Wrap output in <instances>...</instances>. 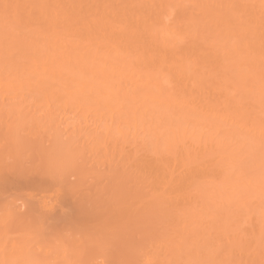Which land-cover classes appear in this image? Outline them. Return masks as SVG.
I'll use <instances>...</instances> for the list:
<instances>
[{
  "label": "bare ground",
  "instance_id": "1",
  "mask_svg": "<svg viewBox=\"0 0 264 264\" xmlns=\"http://www.w3.org/2000/svg\"><path fill=\"white\" fill-rule=\"evenodd\" d=\"M132 5L128 0H0V101L12 102L18 115L26 108L43 109L62 114L65 126L94 125L84 132L92 137L112 139L118 133L111 143L115 150H122L117 139L120 146L136 140L134 152L144 149L148 159L137 161L133 153L132 161L144 167L134 174L147 180L153 172L152 180L163 189L151 192L155 202L164 201L160 192L164 199L185 202V196L216 222L255 216L264 224V0H136ZM45 116L57 127L56 116ZM173 203L154 207L166 211L176 208ZM231 236L232 245L241 243L239 235ZM2 247L0 264H41ZM159 248L150 263L155 264L152 258L159 263ZM168 251L161 257L173 249Z\"/></svg>",
  "mask_w": 264,
  "mask_h": 264
},
{
  "label": "rangeland",
  "instance_id": "2",
  "mask_svg": "<svg viewBox=\"0 0 264 264\" xmlns=\"http://www.w3.org/2000/svg\"><path fill=\"white\" fill-rule=\"evenodd\" d=\"M130 1L131 6H134L132 4L136 0L135 2L128 0L129 3ZM11 103L0 101V248L7 245L6 247H9L7 251H11L14 255L22 254L23 256L27 253L31 260L40 261L41 264H144L145 256H147L146 264L152 256L155 258V255H150L160 246L161 249L159 248L156 252L158 253L156 256L160 257V260L158 259L160 264H167L168 260H170L168 264H173L175 261H177L176 264L178 262L181 264L180 261L187 259L185 262L192 259L191 264H195L192 262H197L196 264H203L202 262L204 264H264V224L259 225L255 216L250 221L244 217L236 219L235 223L219 219L221 224L219 220L216 222L204 215L199 203H194L197 206L191 205L192 202L190 200L191 203L188 202L189 198L185 196L182 197V199L185 198V202L178 197H175L176 199L172 197L173 201L169 197L164 199L166 196L162 197L160 192L159 199L164 201L152 200L151 192L160 191L161 186L158 181L156 183V180H152L155 176L151 170V177L147 180L137 177L139 175L137 170H142L144 167L138 166L135 160L132 161L134 149L137 147L136 140L135 143L133 142L134 145L132 140H128V144L122 143L120 146L121 141L117 139L116 143L122 150L118 148L115 150L111 143L114 146L113 138H119L118 133L113 132L112 139L102 136L101 139L96 136L94 138L89 136L88 132L84 133L85 129L87 131L94 129V125L86 127L78 121L77 124H81L80 128L77 125L76 127L65 126L67 123L62 114H51L43 109L33 113L26 108L21 115H18L12 111L14 108ZM45 114L56 116V121L53 122L58 123L57 127L47 124L49 121H46ZM120 152L125 153L124 159ZM138 153H135L134 158L137 161H144L142 160L144 155L148 159V153L144 154V149ZM125 156L126 161H124ZM137 172L138 175L134 174ZM149 194L152 196L150 197ZM41 196H46L43 201L47 204L42 201ZM152 201L155 204H152L154 203ZM157 202L159 206L161 205L160 207L164 205L171 207L172 202H174L173 206L175 202H179L175 204L179 213L189 214V216L192 213V217L184 218L185 215L177 213V210L174 212L175 207L170 210H168L169 207H165L166 211L162 210L163 207L160 211L156 208L157 206L154 207ZM183 205L185 208L182 207ZM189 205L191 208L188 207ZM152 208H156L154 209L156 211ZM185 209L191 212H184ZM197 209L200 213L195 212L198 211ZM161 212H164V215H161ZM150 214L154 215L150 216ZM149 216L153 219L158 218L154 219L158 224ZM180 217L188 222L181 219L178 224L177 222L175 224L174 221L177 218L180 220ZM159 218L166 221L162 220L165 225L170 223L169 221L171 225L174 223L173 229L170 225H166L163 231L161 226L163 223L159 224L161 221ZM191 218H196V222L191 221ZM199 223L203 225L199 226ZM156 225L160 227H154ZM167 228L170 229L169 232ZM178 228L181 231L187 228L188 231L190 230V232L186 230L187 234H192H185L187 235L185 238V230L181 232L177 230ZM192 228L196 232H193ZM171 230H175L176 233L179 231L183 235L174 234ZM165 231L168 234H164L165 238L163 234H158ZM234 234L239 235L237 236L241 242L239 245L230 243L233 239L231 235ZM175 235H181L178 236L181 240ZM173 239L174 242H172ZM156 240H160L162 244L160 242V245H157L159 242ZM178 241L183 243L180 244ZM144 243L147 245L145 246ZM155 243L156 245H153ZM172 243L174 246L168 248V245ZM184 243L186 246L183 245ZM175 246L181 247L180 251H184L176 250ZM18 247L20 248L18 250H22L15 249ZM151 247H154L153 250ZM162 247H165V251L170 249L167 250L170 252L173 249L174 252L161 257L164 251ZM160 250L163 251L160 252ZM166 252L163 253L166 254ZM190 253H192L191 258ZM178 254L181 256H177ZM184 254H188L190 259L187 255L182 257ZM153 258L151 261L157 264L158 262ZM148 263L154 262L150 263L149 260Z\"/></svg>",
  "mask_w": 264,
  "mask_h": 264
}]
</instances>
